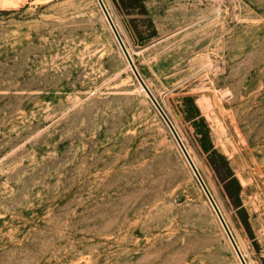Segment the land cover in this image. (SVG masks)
<instances>
[{
    "label": "rangeland",
    "instance_id": "1",
    "mask_svg": "<svg viewBox=\"0 0 264 264\" xmlns=\"http://www.w3.org/2000/svg\"><path fill=\"white\" fill-rule=\"evenodd\" d=\"M104 2L264 264V0ZM0 264H242L98 0H0Z\"/></svg>",
    "mask_w": 264,
    "mask_h": 264
},
{
    "label": "water",
    "instance_id": "2",
    "mask_svg": "<svg viewBox=\"0 0 264 264\" xmlns=\"http://www.w3.org/2000/svg\"><path fill=\"white\" fill-rule=\"evenodd\" d=\"M107 20H108V23L114 33V35L116 36L124 54L126 55L127 57V60L129 62V64L131 65V68L134 72V74L136 75L137 79L139 80L142 88L146 91V93L148 94V96L150 97V99L152 100V102L154 103V105L157 107L158 111L160 112V114L162 115V117L164 118V120L166 121V123L168 124V126L170 127L175 139L177 140L182 152L184 153L187 161L189 162L193 172L195 173L197 179L199 180L202 188L204 189L208 199L210 200L211 204L213 205L227 235L229 236L233 246H234V249L240 259V261L242 262V264H248L237 241L235 240V237L233 236V233L231 232V229L229 228V225L227 224V221L225 220V217L223 216V213L221 212L217 202L215 201L211 191L209 190L205 180L203 179L199 169L197 168L191 154L189 153L187 147L185 146V143L183 142L181 136L179 135L175 125L173 124V122L171 121V119L169 118L168 114L165 112V110L163 109V107L161 106L160 102L158 101V99L156 98V96L154 95V93L151 91V89L149 88V86L147 85V83L145 82V80L143 79L140 71L138 70L104 0H98Z\"/></svg>",
    "mask_w": 264,
    "mask_h": 264
},
{
    "label": "trees",
    "instance_id": "3",
    "mask_svg": "<svg viewBox=\"0 0 264 264\" xmlns=\"http://www.w3.org/2000/svg\"><path fill=\"white\" fill-rule=\"evenodd\" d=\"M119 5L125 8L127 11H133L139 8L142 12H146V7L143 0H117ZM193 110H198V108L193 105ZM191 111V110H190Z\"/></svg>",
    "mask_w": 264,
    "mask_h": 264
},
{
    "label": "bare ground",
    "instance_id": "4",
    "mask_svg": "<svg viewBox=\"0 0 264 264\" xmlns=\"http://www.w3.org/2000/svg\"><path fill=\"white\" fill-rule=\"evenodd\" d=\"M240 247H241V245H240Z\"/></svg>",
    "mask_w": 264,
    "mask_h": 264
}]
</instances>
